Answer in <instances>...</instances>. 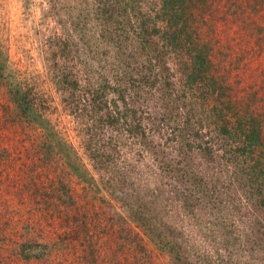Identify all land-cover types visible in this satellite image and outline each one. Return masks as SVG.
<instances>
[{
    "label": "trees",
    "instance_id": "obj_1",
    "mask_svg": "<svg viewBox=\"0 0 264 264\" xmlns=\"http://www.w3.org/2000/svg\"><path fill=\"white\" fill-rule=\"evenodd\" d=\"M48 1L65 9L64 18L57 16L61 28L44 43L52 81L82 123L80 142L103 183L129 199L124 206L137 230L110 225L117 245L134 241L142 264V235L171 250L177 264L187 255L194 264H231L235 250L242 258L233 264H264V64L247 79L239 71L246 55L264 58V0ZM20 105L27 125L41 113L32 98ZM193 150L203 166L181 159ZM164 154L170 161L161 160ZM164 184L172 197L164 198ZM46 198L66 223L89 227L66 190ZM161 199L206 210L212 221L195 220L222 236L212 247L175 239L152 210ZM91 235L81 241L93 250Z\"/></svg>",
    "mask_w": 264,
    "mask_h": 264
},
{
    "label": "rangeland",
    "instance_id": "obj_2",
    "mask_svg": "<svg viewBox=\"0 0 264 264\" xmlns=\"http://www.w3.org/2000/svg\"><path fill=\"white\" fill-rule=\"evenodd\" d=\"M50 4L48 0H0V264H112L114 260L142 264L134 257V241L123 240L118 246L110 233V225L133 227L129 209L124 206L129 199L103 183L100 170L80 142L83 125L71 113L70 104L61 100L62 92L52 81L44 43L61 28L57 16L64 18L65 9H54ZM240 47L241 44H233L234 50ZM244 60L247 67H240L239 71L245 79L253 67L264 64V58L249 55ZM104 94L107 98L112 95L107 90ZM24 97L32 98L41 109L29 125L19 114L24 110L20 105ZM119 107L122 108L120 104ZM47 142L51 145H44ZM118 147L124 149L122 145ZM181 159L191 166L205 164L197 150ZM161 160L170 161L166 154ZM64 190L76 205L80 204L89 227L72 220L66 223L61 211L54 210L53 198H46ZM162 192L164 198L173 196L165 184ZM179 205V200L161 199L158 209L152 210H156L175 239H183L194 247H212V240H219L222 231L213 235L215 225L199 223L195 218H214L204 209L190 211ZM243 208L251 210L248 204ZM90 231L93 250L81 241ZM142 239L148 254L142 257L143 264H177L171 250L158 249L144 235ZM32 252L40 256L23 257ZM82 252L92 255L87 254L84 260ZM225 252L220 249L228 259ZM233 253L231 264L242 258L237 250ZM187 258L185 264H194L192 257Z\"/></svg>",
    "mask_w": 264,
    "mask_h": 264
}]
</instances>
